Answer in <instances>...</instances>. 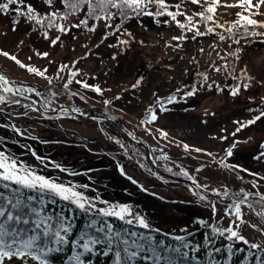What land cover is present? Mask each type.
Listing matches in <instances>:
<instances>
[{
	"label": "rangeland",
	"instance_id": "1",
	"mask_svg": "<svg viewBox=\"0 0 264 264\" xmlns=\"http://www.w3.org/2000/svg\"><path fill=\"white\" fill-rule=\"evenodd\" d=\"M224 2L225 0H221V4ZM227 2L234 3L235 0ZM167 3L170 6L180 5L179 10L187 15L199 12L200 8L189 0H167ZM169 9L176 11L175 7ZM240 11L238 7H218L214 20L224 26L231 24L238 19L236 13ZM261 11H264V8ZM255 18L264 19L261 16ZM177 19L185 22L184 16H178ZM71 22L72 20L68 19L65 25ZM212 25L215 27L213 23ZM197 26L201 32L206 31L203 24L198 23ZM117 27L120 32L111 35ZM24 31L22 25L15 28L4 14H0V49L16 55L26 65L41 70L47 69L45 75L42 77L28 72L26 68L19 67L2 55L0 73L22 87L30 84L38 91L49 78H70V72H59V66L68 64L71 68L73 62L79 60L75 68L80 70V74L75 79L98 85L103 90V96L90 89H84L73 80L71 88L76 91L74 99L62 100L84 109L109 100L113 111L137 123H143L146 117L144 113L155 99L179 88L191 69H205L208 72L205 86L196 92L198 95L194 101L199 105L198 108L162 112L156 109L158 119L150 125L143 123L147 129L140 130L139 134L160 155L161 162L186 169L190 177L205 188L217 192L216 190L234 187L243 189L244 192L264 193V179H261L264 177V158H256L264 152V118L242 128L235 136L231 135L238 127L236 121L246 122L264 110V38H241L239 44L229 39L221 41L216 34L196 36L193 39L194 33L178 27L171 17L144 14L132 17L120 25L112 24L111 28H105L104 21H101L95 31L79 34L72 39L68 38L70 33L63 34L54 29L49 40L36 42L35 37H32L31 41L26 39ZM105 33H109L107 39H103ZM127 33H131V36ZM181 35L187 38L173 40V37ZM57 36L60 41L52 45L50 41ZM120 40H126L128 44H120ZM201 49L204 51L201 52ZM234 49L237 51L235 73L245 77L242 70L246 68L247 75L252 79L245 77L244 82L237 87L240 91L236 95L227 91H210L207 88L210 83L216 81L221 84L228 77L229 71L223 58ZM123 50L126 54H121ZM37 52H48L49 57L41 58L36 55ZM117 58L121 59L120 63L116 62ZM143 64L147 66L148 73L139 86L133 88L132 85L137 82L135 79L139 66ZM213 65L219 67L220 71L213 70ZM244 84L249 85L246 90L243 88ZM3 126L39 138L59 161L71 162L76 168L95 157L92 151H116V156L122 159L123 169L148 190L161 196L152 201L144 197L150 209L144 212L138 209L134 211L143 215L150 225L178 235L183 233L185 226L194 225L200 219H205L217 227L223 225L236 229V225L231 223L233 217L226 214L232 204L228 205L208 196L206 200H201L194 194L197 192L191 186L164 179L147 164L134 160L130 155L122 153L118 147L110 145V140L103 136L99 126L90 118L79 116L77 119L60 117L52 120L36 110L31 103L17 102L5 97L4 101L0 102L1 135L6 134ZM157 129L166 131L167 137L161 136ZM109 130L113 131L114 128L109 127ZM223 136L227 139H221ZM72 141L78 146L70 150L65 142ZM183 143L193 149H205L212 155L194 150L185 151ZM234 143L235 147H232ZM229 147H232L233 151L231 157L226 156ZM22 158L27 165H41L31 154L23 155ZM223 164L237 167L232 170L223 167ZM251 173L257 175L253 176ZM93 176L99 177L101 182L111 177L110 184L123 185L115 168L109 174L96 171ZM125 183V186L130 185ZM99 190L103 192V189ZM99 190L92 188L87 191V195L101 200ZM247 202L253 207L249 208L246 204L241 206L245 223L239 225V231L250 242L247 245L256 243L264 247V215L260 214L264 213V209L254 206L249 200ZM210 205H215V211Z\"/></svg>",
	"mask_w": 264,
	"mask_h": 264
},
{
	"label": "snow or ice",
	"instance_id": "2",
	"mask_svg": "<svg viewBox=\"0 0 264 264\" xmlns=\"http://www.w3.org/2000/svg\"><path fill=\"white\" fill-rule=\"evenodd\" d=\"M62 7L56 6V0H44V3L51 9L50 11L41 14L32 5L25 4V0H6V2H0V14H7L10 6L18 5L13 11L18 15L24 17L28 22H34V25H38L40 28L45 29L44 36L48 37V31L52 28H56L60 33L67 34L71 32L73 28L85 27L88 31H95V28L90 25V21L98 22L104 21L105 28H111V21L114 17H126L129 10L136 15H155V16H169L176 22L177 26L183 30L191 31L194 33L193 39L196 36H202L207 34H216L221 41L225 39H232L234 43L239 44L241 38H248L259 36L264 38V19L258 20L255 17H264V0H235L234 3H228L227 0L221 4V0H189L193 5L201 7L202 11L195 12L192 15L180 11V5H169L167 0H58ZM183 2V0H182ZM156 5L157 10L155 13L148 11L149 5ZM241 9L236 15L238 19L231 23V26L226 28L228 33L226 37L223 33H215L214 27H209L205 32H201L198 23L211 22L215 27L224 28L223 24H219L214 20L218 7ZM170 7H175L176 11H170ZM115 10V11H113ZM83 13V18H79L76 23L65 25L63 21H67L70 16L79 15ZM178 16H184L185 22H181L177 19ZM194 17H199V21L194 22ZM13 23H19L18 20ZM120 32V28L117 27L111 35H116ZM109 33H105L103 39H107ZM131 36V33H127ZM187 37L185 35L175 36L173 40H183ZM60 41V37L57 36L51 40L50 43L55 45ZM22 43V42H21ZM120 44H128L126 40H120ZM99 45H97L98 47ZM116 47L117 45H110ZM204 50L201 49V52ZM232 53L231 55H234ZM0 55L9 58L14 61L16 65L21 68H26L28 72L44 76L47 69L41 70L40 68L33 67L24 64L16 55L10 54L8 51L0 49ZM37 56L41 58L49 57L48 52H37ZM86 58V57H85ZM31 60V57L28 58ZM84 59V58H81ZM79 64V60L74 61L72 67L68 64L59 66V72L69 71L70 78L66 80L63 87L69 88V85L75 80L76 84L82 85L84 89H90L95 93L103 96V90L98 85L89 84L87 81L75 79L80 70L75 68V65ZM75 68V70H73ZM213 70L219 72L220 68L213 65ZM59 75V73H57ZM242 75L251 80L252 77L247 75V69L242 70ZM239 78V77H237ZM204 79H207L206 75ZM140 80H137L132 85L133 88H137L140 84ZM51 83V80H49ZM249 87L248 84H244L243 88L246 90ZM17 91H23V89H17L15 86L6 79L3 75H0V93L15 94ZM240 91L239 88H233L231 95H236ZM76 95V93H72ZM187 96L195 95L194 91L189 90L185 93ZM5 99L4 95L0 94V102ZM83 100L84 97H81ZM176 99L175 96H169L166 100L162 98L157 99V104L146 110V117L143 120L145 125H150L158 119L157 107L159 111H167L165 107L166 103H172ZM18 102V101H17ZM104 104H110L111 101L104 100ZM79 111V109H77ZM264 118V110H261L254 118L249 119L246 122L236 121L238 127L231 135L235 136L242 128L254 124L256 121ZM150 130V129H149ZM161 136L167 137L168 133L163 129H157ZM221 139H227L226 136ZM119 144V141H116ZM123 147V145H121ZM232 147H235V143ZM232 147L226 150V156L231 157L233 155ZM185 151L194 150L198 153H205L211 156L212 154L202 148H191L190 145L183 143ZM32 155L41 163H45L46 158L38 156L35 151H32ZM257 159L264 158V152H261ZM52 166L59 169L61 172H68V170L59 164L53 162ZM225 168H231L235 170L237 166L223 164ZM199 170V169H198ZM122 174L123 166H120ZM244 171H247L244 169ZM79 173L70 172L69 175H78ZM187 175V173H185ZM255 176L256 173H251ZM243 179V177H239ZM131 179V177H129ZM264 179V177H261ZM135 183V181H133ZM0 184L4 191H0V264H12L13 260H19L21 264H28L31 260L33 264H53L51 259L52 254L63 250L64 245L71 244L77 251L71 257L73 264H86V257L92 254H97V246H103L102 252L105 256L109 253L114 255V264H135L137 258L144 260L151 259L153 264H177L176 258L171 255L175 253L176 256L186 257L187 252H181L179 247H161L159 242H153L152 237H144L138 235L135 232H121L116 231L111 224L104 226H96V222L93 221L90 227L95 228V234L85 233L77 240L71 239L72 222L64 217L57 220H53L52 216H49L45 212V201L43 199L37 200L36 196L28 195L23 196L22 191L27 190L29 192L48 193L53 197H59L64 201H69L76 205L77 208L88 212H96L103 217H116L117 219L125 222L126 224L136 223L138 226L144 229H150L151 225L143 215L133 213L130 205L111 203L109 201L100 200L98 197H89L80 189H88V184H72L60 181L55 177H48L40 174L35 167L27 165L22 160H18L11 153L0 151ZM15 185L16 187H12ZM255 187V183L253 184ZM197 187H204L197 184ZM217 194H219L218 190ZM201 200H206L202 193H194ZM227 196V192L224 193ZM256 195L255 193H244L243 198L237 200L232 204V207L227 210L226 214L233 217L231 223L236 225V229L231 227L218 228L213 227L212 231L218 235H225L227 233V239L233 242H242L249 244L250 242L239 231V225L245 223L242 205H247L252 208V204L247 202V197ZM33 201H37L39 206L33 204ZM54 202V201H53ZM102 203L107 205L104 208H97L96 203ZM264 202V195L260 196L258 203ZM212 210L215 211V205H210ZM264 208V204H261ZM264 215V213H260ZM28 226V227H21ZM102 234V235H99ZM132 237H135L133 239ZM177 240H183L184 237L177 236ZM143 241V243H141ZM184 247H188L187 244ZM231 248V245H229ZM250 247L253 249L261 248L262 246L256 243H251ZM150 253V255H146Z\"/></svg>",
	"mask_w": 264,
	"mask_h": 264
},
{
	"label": "trees",
	"instance_id": "3",
	"mask_svg": "<svg viewBox=\"0 0 264 264\" xmlns=\"http://www.w3.org/2000/svg\"><path fill=\"white\" fill-rule=\"evenodd\" d=\"M0 2H6V0H0ZM25 4L32 5L41 14L51 10L48 7V5L44 3V0H25ZM56 6L58 8L62 7L59 4L58 0H56ZM16 7H18V5L10 6L8 13L4 14L9 19L13 27L17 28L19 25H22L25 28L24 33L26 39L30 41L32 37H35L36 42L40 40L50 39V33L56 28L47 30L48 37L46 38L43 34L45 29L40 28L38 25H34V22H28L24 17L15 13L13 9ZM147 10L155 13L157 7L154 4L149 5ZM199 11H202L201 7L199 8ZM136 16L139 15H136L129 10L128 15L126 17L116 16L112 19L111 24L120 25L128 21L130 18ZM215 17L216 16H214V18ZM79 18H83V13H81L79 17L73 15L70 16L68 19L72 20L71 24H73L76 23ZM194 18L196 21H199L200 19L199 17H194ZM16 20H18L19 23L14 24L13 21ZM101 21L98 22L90 21V25L96 28ZM65 22L66 21H63V23ZM201 24H203V26L206 29L209 27H213L211 22H201ZM67 25L69 24H66V26ZM230 26L231 24L225 25L224 28H220V29H216L215 27L214 28L215 31L219 33H223L227 37L228 33L225 31V29ZM87 32H88L87 28L83 26L80 28H73L71 32H68L70 33L68 38L70 37V39H72L77 37L79 34H85ZM123 52L124 54H126L124 50L121 52V54ZM236 52L237 51L234 49L228 54V56H225L223 58V60L226 61V67L229 71V75L224 80V83L220 84L219 82L216 81L210 83L209 87L207 86V88H209L210 91L213 90L216 92L227 91L231 93L233 88H237L244 82L243 80H245L246 78L241 75L239 76L238 74L235 73L234 70L237 60ZM232 53L235 54L231 55ZM116 62L120 63L121 59L117 58ZM147 73H148L147 66H145L144 64L140 65L135 80L142 81V79L146 76ZM207 74L208 72L205 69L200 70L197 67H195L191 69L190 72L186 75V78L183 80L182 85L179 88H177L175 91L171 92L170 94L164 97H159L164 100H166L169 96L176 97L174 102L165 104L167 110L175 111V110L198 108L199 105H197V103L194 102L198 95L196 92L200 91V89H202V87L205 86L204 76ZM49 80H51V83H49ZM49 80L45 84H43L38 91H36V89L30 84H27V87L34 93V95L40 101L45 103V105H47L50 108H57L62 105H70L73 107H78L77 105L70 104L62 100V98H67L69 100L74 99L75 95H73L72 93L73 92L75 93L76 91H74L71 88V84L69 85V88L66 89L63 87L66 80L61 78L60 79L49 78ZM189 90L194 91L195 95L193 96L185 95V93H187ZM0 94L15 101H20L22 103H31L34 105V108L36 110L42 112L49 119L52 120H57L60 117H71L76 119L79 118L78 115H75L70 112L41 111L29 99L22 98L11 93H0ZM157 99H155L152 102V104H150L147 107V109H149L152 106H155L157 104ZM84 110L88 113H96V114L111 116L116 123L123 126L129 132L144 139L139 134L140 130L147 129L146 126L143 125L142 121H139L138 123L131 121L128 118L124 117L123 115L113 111L108 106L101 105L100 103L91 105L89 108ZM146 114L147 113L145 111L144 116H146ZM91 120L99 126L103 136L110 140V145L118 147V149L122 153L126 155H130L131 157H133L134 160H137L138 162H143L147 164L154 172L160 174V172H158L150 163V161L147 158L145 149L140 144L126 137L113 123L109 121H105L102 119H91ZM109 127H113L114 130L110 131ZM3 128L6 130V134L5 135L0 134V151L11 153L18 160H22V161H23L22 158L23 155H28V154L32 155V151H35L38 156L46 158L45 163L47 164V167H45V164L41 163L39 160L38 162L41 165L33 164L30 166L35 167V169L38 172H40V174H43L48 177L58 178L60 181H63L65 183H72L78 185L88 184L89 185L88 189H80L86 195H87V191L92 190V188L98 190L103 189V192L99 190L101 200L109 201L111 203L130 205L133 210V213L136 209L140 210V212H144L150 209L144 197H147L148 201L161 198L160 195L148 190L142 183L135 180L134 177L129 175L124 169H123L124 174L121 173L120 166H123V163H122V159L116 156L117 154L116 151L112 152V150L109 151L105 150L102 151L101 153L92 151L95 154V157L89 162L84 163L85 165H80V168H76L75 165L71 162H66L65 160L59 161L51 151L45 148V146L43 145L44 142L39 138L31 135L22 134L20 132L18 133L14 129H9L7 126H3ZM116 141H119V144L116 143ZM146 142L151 153L153 154L154 158L156 159L161 169H163L169 174H173L179 177H190L189 172L186 169L175 167L167 162H161L160 155L155 152L154 148L151 146V144L148 141ZM65 144L68 146V148H70V150L72 148H77L78 146L76 145L75 141L65 142ZM121 145H123V147H121ZM33 158L35 157L33 156ZM53 162L66 168L68 172H61L59 169L54 168L52 166ZM114 168L117 172V175L121 178L123 185L110 184L111 177L101 182V179L99 177L93 176V173L96 171H100L102 173L108 172L109 174L114 170ZM70 172H75L79 174L78 176L69 175ZM185 173H187V175H185ZM161 176L166 180L173 181L163 175ZM129 177H131V179H129ZM133 181H135V183H133ZM125 182H128L130 185L125 186L126 184ZM185 184L191 186L194 189V191L201 192L197 188H194L191 184L189 183H185ZM12 187H16V186L12 185ZM0 191H4L2 184H0ZM225 192H227V196H226L227 198L240 197V195L245 193L243 189L239 190L234 187H229V189L219 191V193L223 195ZM110 193H112L113 195H108ZM22 195L25 197L28 195L36 196L37 200L43 199L45 201V212L49 216H52L54 221L61 217L70 220L72 222L71 239L73 241L79 239L80 236L84 235L85 233L95 234V228L90 227V224H92V222L95 221L97 227L111 224L116 231L135 232L138 235H142L144 237L150 236L152 237L153 242H159L161 247H169V248L179 247L181 249V252H187L188 255L186 257H179L176 256L175 253H172L171 255H173L176 258L177 264H264V247L253 249L250 247V245L247 244L239 245L236 242L228 240L227 233H225V235L223 236L215 234L212 231V228L215 226L211 224L209 221H206L205 219L197 220V222L194 223V225L192 224L185 226L183 228V233L178 235L167 232L162 228L154 225H151L150 229H144L138 226L136 223L129 225L117 219L116 217H103L101 215H98L94 211L85 213L84 211L77 208L76 205L72 204L71 202L64 201L59 197H53L51 194L48 193H37V192H29L27 190H23ZM207 196L213 198L211 195L207 194ZM249 201L252 202L254 206L259 207L262 210L264 209L261 207V204H264V202L258 203V201H260V198L251 197ZM33 204L39 206L37 204V201H33ZM96 207L104 208L107 207V205L102 203L99 204L97 202ZM21 227H28V226H21ZM218 228L223 229L227 227L222 225L221 227L219 226ZM177 236L184 237V239L177 240L175 239V237ZM132 238L135 239V237ZM141 243H143V241H141ZM185 244H187L188 247H184ZM229 245H231V248L229 247ZM102 247L103 246H97L96 249L97 254H92L85 258L86 264H114V255L112 253H109L107 256H105L102 252ZM76 251L77 249H75L71 244L64 245L62 251L52 254L51 259L53 261V264H73V262L71 261V257L75 254ZM146 255H150V253H146ZM12 264H21V262L19 260L14 259ZM28 264H33V262L29 260ZM135 264H153V261L151 259L144 260L138 257ZM161 264H163V262H161Z\"/></svg>",
	"mask_w": 264,
	"mask_h": 264
},
{
	"label": "water",
	"instance_id": "4",
	"mask_svg": "<svg viewBox=\"0 0 264 264\" xmlns=\"http://www.w3.org/2000/svg\"><path fill=\"white\" fill-rule=\"evenodd\" d=\"M0 75H3L6 79H8L10 82H12V84L15 86V88L17 89H21V85L15 84L13 81H11L8 77H6L4 74L0 73ZM15 95H18L20 97H24V98H28L30 99L37 107H39L41 110L46 111V112H70V113H74L76 115L79 116H83V117H87V118H94V119H103V120H107L109 122L114 123L122 133H124V135H126L129 139H131L132 141L141 144L146 153H147V157L149 159V161L152 163V165L159 170L163 175L168 176L170 179L176 180V181H185V182H189L191 184H193L194 186L197 187V182H194L191 178H186V177H178L172 174H168L167 172L161 170V168H159L157 162L155 161L151 151L149 150L147 144L140 138H138L136 135L130 133L129 131H127L125 128H123L121 125H119L118 123L114 122V120L112 119V117L110 116H105V115H101V114H91L88 112L83 111L82 108L80 107H71V106H67V105H63V106H59L57 108H49L47 107L43 102H41L31 91H29L28 89H23V91H17L15 93ZM77 109H79V111H77ZM201 185V184H199ZM199 189H201L204 193H208L213 195L214 197H219L222 201H224L225 203L229 204V203H234L237 200L243 198L244 195L240 196L239 198H229L227 199L226 197L220 195V194H216L211 192L210 190H208L207 188L205 189L204 187H197ZM251 193H255L256 195L253 196H258L260 197L261 195H264V193H260V192H254L251 191ZM251 196L247 197L246 199L250 198Z\"/></svg>",
	"mask_w": 264,
	"mask_h": 264
}]
</instances>
